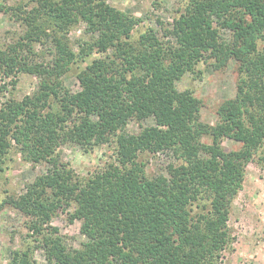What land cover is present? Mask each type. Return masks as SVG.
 I'll list each match as a JSON object with an SVG mask.
<instances>
[{
  "label": "trees",
  "instance_id": "trees-1",
  "mask_svg": "<svg viewBox=\"0 0 264 264\" xmlns=\"http://www.w3.org/2000/svg\"><path fill=\"white\" fill-rule=\"evenodd\" d=\"M31 2L8 9L23 30L0 46V97L19 73L37 79L32 93L0 100V178L13 147L47 169L9 198L28 232L7 264H218L231 202L264 152V0H186L163 36L150 27L137 39L141 19L107 0ZM207 59L216 69L234 61L238 75L214 124L199 119L201 100L176 86ZM78 63L80 88L71 90L64 75ZM147 118L153 124H140ZM132 120L136 133L126 130ZM224 138L241 146L227 150ZM111 141L113 161L88 177L57 153L62 143L89 150ZM166 150L180 163L148 175L139 155ZM71 205L85 237L78 247L50 224Z\"/></svg>",
  "mask_w": 264,
  "mask_h": 264
},
{
  "label": "rangeland",
  "instance_id": "rangeland-1",
  "mask_svg": "<svg viewBox=\"0 0 264 264\" xmlns=\"http://www.w3.org/2000/svg\"><path fill=\"white\" fill-rule=\"evenodd\" d=\"M116 8L133 14L141 19L132 31L134 39L147 28H153L158 35L163 36L166 28L170 29L177 10L181 9L186 0H107ZM20 5L24 10L33 5L31 0H0V46L10 42L22 33L23 27L19 20L12 15L11 7ZM24 5V7H23ZM26 6V7H25ZM8 10V11H7ZM158 20L162 23H159ZM84 23L77 25L70 33L73 42L83 33ZM211 60L200 61L193 71H187L177 80V89H189L192 95L201 100L199 119L214 124L218 120L217 108L219 104L236 93L237 71L235 62L230 60L222 68H213ZM78 64H73L64 75V83L71 90L80 88L77 77ZM37 79L27 73H19L15 87L9 85V90L0 100L11 95L21 99L30 94L36 87ZM143 126L153 124L151 118L141 120ZM129 133L139 130V122L130 121L126 126ZM208 141V138H204ZM222 145L225 149H237L239 141L224 138ZM62 161L78 176L88 177L101 170L115 156V142L111 141L93 149L84 150L78 146L62 143L57 148ZM144 162L148 175L165 171L168 163L178 164L180 159L172 151L156 153H141L138 158ZM5 169L0 178V264H7L10 251L24 246L28 232L25 224L26 216L9 202L10 197L22 193L25 184L46 171V163L31 164L25 162L16 148L13 147L5 162ZM73 206L59 208L53 215L50 224L57 228L59 234L66 238V242L78 247L85 237L80 232L81 221L77 218L69 219ZM230 241L221 252L218 264H264V152L255 154L245 168L242 188L233 198L227 221ZM35 257L44 261L43 253L35 250Z\"/></svg>",
  "mask_w": 264,
  "mask_h": 264
}]
</instances>
